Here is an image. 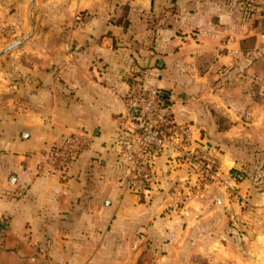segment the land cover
Wrapping results in <instances>:
<instances>
[{
  "label": "crops",
  "instance_id": "0c3cea01",
  "mask_svg": "<svg viewBox=\"0 0 264 264\" xmlns=\"http://www.w3.org/2000/svg\"><path fill=\"white\" fill-rule=\"evenodd\" d=\"M59 2L60 22L33 26L29 53L0 55V264H226L218 237L239 210L227 185L181 201L195 172L175 145L157 161L156 189L139 198L122 184L117 143L135 123L125 101L144 70L188 128L187 147L213 159L226 184L241 143L264 157V0L250 16L247 2L233 16L204 0ZM33 4L0 0V53L8 31L30 32ZM70 134L90 143L65 178L37 175L36 153ZM240 255L236 264H250Z\"/></svg>",
  "mask_w": 264,
  "mask_h": 264
},
{
  "label": "built area",
  "instance_id": "2783aa9c",
  "mask_svg": "<svg viewBox=\"0 0 264 264\" xmlns=\"http://www.w3.org/2000/svg\"><path fill=\"white\" fill-rule=\"evenodd\" d=\"M147 77L146 71L138 72L125 101L135 123L117 143L125 165L122 184L139 198L150 195L159 184L156 173L159 157L177 145L179 154L176 160L184 159L195 169L192 184L182 188L186 195L182 196L181 201H185L187 194H191L192 186L199 185L202 179H218L220 171L215 168L214 162L198 159L197 153L187 147L188 128L173 123L171 105L161 100L164 94L158 87L146 86ZM134 110L136 114H133ZM89 143L90 138L85 134H70L64 136L58 144L39 151L36 153L37 175L65 178L71 165Z\"/></svg>",
  "mask_w": 264,
  "mask_h": 264
},
{
  "label": "rangeland",
  "instance_id": "374dc122",
  "mask_svg": "<svg viewBox=\"0 0 264 264\" xmlns=\"http://www.w3.org/2000/svg\"><path fill=\"white\" fill-rule=\"evenodd\" d=\"M31 1H33L34 4L26 21L27 28H30L31 23H33V26L36 25L40 32H45L44 29L46 28L47 24H50L52 22H60L62 18V12L60 9L61 2H59L60 0ZM204 2L208 4L216 3L218 5H221L222 3L227 5L229 4L232 16L233 14H241L243 12V9H241L243 8L242 3L247 2V4L249 5L246 7L248 13V15L246 16H250V14L252 13V10L249 9H252L253 0H204ZM218 11V13H216L217 11H215V13L211 15L210 20H212V18L214 17L220 19L221 11ZM78 15L82 19L87 18V16L89 17V14L86 15L85 13L81 12ZM113 19L114 18H112V21ZM72 22L73 18L70 20V23ZM74 22L78 23L79 21ZM8 32L7 42L13 41L12 43H15L20 41V44L18 46L21 45L20 48L24 50V53H29V51L34 48L33 45L26 44V42L32 37L31 33L30 36L25 39L29 35V31H27V33L26 31H23L20 36H15V31L11 30ZM20 48H17L16 46L6 53H14L18 51V49L20 50ZM23 64H26V62H23ZM136 77L137 75L133 77V80L130 83V87ZM253 86L255 87V85ZM256 147L257 145L253 146L251 143H241L239 145V149H241L239 166L237 168L231 169L228 174L229 178L231 179L232 186L226 184L227 177H224L223 171L213 159L200 157L198 155V159L200 160L204 161L205 159L210 162H214L215 168L219 169L220 171V175L218 179L213 181L207 177V180L202 179L199 182V185H197L196 187L192 186L190 196L187 194V198L194 197L196 195L193 192H203L209 184L213 183L218 184L219 186H221V184L227 185V197L231 202L237 205L239 210L237 209V214H233L234 212H232L233 216L228 220H224L223 233L218 237L220 242H222V245H224L225 251L230 254L228 257L223 258L226 264H236L238 256L240 254L250 260V264H255L253 263V260L257 261L256 264H264V157H258L259 152H257L258 149L255 150ZM193 170L195 171V169ZM232 170L234 172H231ZM238 182H243L244 187L238 188L235 184H233H237ZM183 195H186V193H184ZM259 232H261L262 234V240L258 244L260 249L257 250L261 251L262 253H258L260 257L255 258L254 254L255 252L257 253V251L253 242ZM229 238L230 241H228ZM201 264L211 263L207 260H203Z\"/></svg>",
  "mask_w": 264,
  "mask_h": 264
},
{
  "label": "trees",
  "instance_id": "16d2710c",
  "mask_svg": "<svg viewBox=\"0 0 264 264\" xmlns=\"http://www.w3.org/2000/svg\"><path fill=\"white\" fill-rule=\"evenodd\" d=\"M126 17H127V11H123L122 15L120 16V18H118L117 22L118 24H120L124 29L127 28L128 26V21L126 20ZM112 22V21H111ZM114 44V43H113ZM161 100L167 104L168 103V100H167V97L164 95V96H161ZM231 172H234L233 170Z\"/></svg>",
  "mask_w": 264,
  "mask_h": 264
},
{
  "label": "water",
  "instance_id": "95a60500",
  "mask_svg": "<svg viewBox=\"0 0 264 264\" xmlns=\"http://www.w3.org/2000/svg\"><path fill=\"white\" fill-rule=\"evenodd\" d=\"M32 29H33V23H31V30H30V33H29V35H28L25 39H27V38L30 36V34H31V32H32ZM19 44H20V41L8 45V47H6V48L0 53V55L6 53V52H8V51H10L11 49H13L14 47L18 46ZM136 112H137V111L134 110V111H133V114H136Z\"/></svg>",
  "mask_w": 264,
  "mask_h": 264
}]
</instances>
